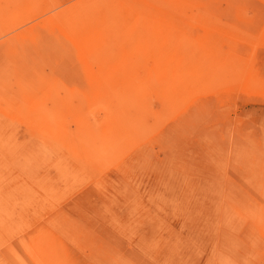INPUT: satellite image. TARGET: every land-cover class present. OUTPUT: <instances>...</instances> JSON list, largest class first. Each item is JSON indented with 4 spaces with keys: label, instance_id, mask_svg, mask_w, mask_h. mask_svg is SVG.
I'll return each instance as SVG.
<instances>
[{
    "label": "rangeland",
    "instance_id": "rangeland-1",
    "mask_svg": "<svg viewBox=\"0 0 264 264\" xmlns=\"http://www.w3.org/2000/svg\"><path fill=\"white\" fill-rule=\"evenodd\" d=\"M0 264H264V0H0Z\"/></svg>",
    "mask_w": 264,
    "mask_h": 264
}]
</instances>
